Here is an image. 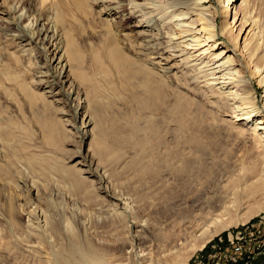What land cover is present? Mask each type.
<instances>
[{
    "label": "rangeland",
    "instance_id": "obj_1",
    "mask_svg": "<svg viewBox=\"0 0 264 264\" xmlns=\"http://www.w3.org/2000/svg\"><path fill=\"white\" fill-rule=\"evenodd\" d=\"M83 1L84 8L78 11L71 0H0L4 3L0 13V264H57L59 240L50 236L47 228L55 219L67 221L82 242L104 255L107 263L97 264H177L182 257L186 258L182 264H264L263 196L243 199L220 223L204 221L220 211L216 209L231 196L230 186H223L225 181H219L216 170H229L233 160H259L251 140L216 127L200 131L190 124L181 130L170 114L171 99L183 91L193 100L192 114L202 108V113L215 117L230 119L232 115L233 100L209 97L211 89L204 84V77L185 65L183 55L176 56L180 54V28L166 15L184 4L146 0L148 9L139 12L146 20L135 26L140 15L119 22L120 14H102L100 2ZM250 9L264 35V0H251ZM41 25L57 31L58 36L51 40L62 47L66 32L73 36L80 54L76 66L80 65L78 69L86 77L77 80L76 87L88 110L76 112L80 99L65 96V91L55 95L56 90L48 92L50 88L42 84L57 80V72L50 60L48 38L36 36ZM111 40L137 65L151 67L158 74L166 60L179 64L171 71L176 72L173 77L162 76L171 102L169 106L167 100L169 108L163 106L156 113L164 134L160 132L162 142L152 146V160L174 164L177 160H203V166H213V176L196 169L178 176L167 170L144 176L138 173L133 160L138 154L135 142L144 135L145 115L137 121L140 129L128 122L126 116L134 102L125 93L120 70L109 60ZM154 60L156 63H151ZM253 81L260 95L264 87ZM93 105L101 116L93 112ZM98 120L107 130L104 141L120 148L118 156L102 158L96 152ZM242 123L238 120L236 125ZM194 134L200 136L197 143L189 140ZM155 167L158 171L157 163ZM163 184L172 191L159 192ZM200 226H206L209 233L201 248ZM60 241L65 244L68 238ZM234 247L241 248V253L232 256ZM167 250L173 254L160 260Z\"/></svg>",
    "mask_w": 264,
    "mask_h": 264
},
{
    "label": "bare ground",
    "instance_id": "obj_2",
    "mask_svg": "<svg viewBox=\"0 0 264 264\" xmlns=\"http://www.w3.org/2000/svg\"><path fill=\"white\" fill-rule=\"evenodd\" d=\"M71 1V4L75 5L78 11L84 8L83 0ZM130 1L132 0H128V3H122L124 0H93V3L100 2L103 6V9H101L102 14L106 16L120 14L121 19L118 17L119 15L117 16L120 19L119 22L122 20L126 21L127 19L134 18L136 15H140V19L135 26H141V22H144L146 17L143 21V14H139V12L141 13V10L144 8L148 9L147 4L150 2L146 0H136L137 2L134 3L133 0L132 2L134 4H131ZM104 2L107 4H103ZM115 2H121V5H118L119 3L116 4ZM173 2V5L184 4L178 5L176 9H172L170 13L166 15L169 22L172 20V25H176L178 29L180 28L178 33L180 39L177 42L180 47L178 50L180 54H177L176 56L183 55L184 57L181 59L184 60L185 65H190V67L192 66L195 71L197 70V73H200L201 76L204 77V84L211 89L210 94L208 93L209 97H212L213 95L221 96L222 99L224 97L227 101L233 100V102L231 103L232 107H230V112L232 114L230 119L224 118L223 116L215 117V115L209 112L202 113V108V110L200 108L198 109V114H192L190 112V107L193 105L192 98L187 96L188 93L187 95L183 91H179L177 93L174 89V92L177 94H175L173 99L170 98L172 100L170 114L175 117L177 125L181 130L185 129L187 125L190 124L195 126V128L200 129V131L203 128H210L211 130L213 127H216L217 130H234L237 132L238 136L251 140L253 148L256 149V155L259 158V160H233L232 167L229 170H216L218 174L215 175L220 178L219 181H225L223 186H230L228 190H230L231 193V196L228 197L227 201L216 209H220V211L204 220L205 223L209 222V225L217 224L222 221L225 213L232 210L233 207L238 205L243 199L247 200L255 196L264 197V89L263 92L258 95L257 87L254 85L253 81V78L256 79L257 84L264 87V35L262 34V30H260L259 24L251 12V0H173ZM2 4L4 3L0 2V13H2L1 9H3ZM148 6L150 7V5ZM147 12H149V10H147ZM21 15L19 14V17ZM160 15L161 14H159V16ZM170 26L171 25H169V27ZM126 27H129V25ZM44 28V25H41L36 36L41 39L48 38V45L50 46V52L52 54L50 60L52 63H55L53 67L57 72V80L50 82L48 85L46 84L47 80H45L42 84L50 88V90H47L48 92L52 93L53 90H56L53 92L55 95L65 91V96L70 95V97H72L74 95V98H77L78 100L80 99L74 109L76 112H79L83 108L88 110L84 104V99L79 97L80 91L76 87V83H78L77 80L86 77H83L82 70H79L81 68L80 65L78 66L80 67L79 69L76 66V63L78 65V61H80V54L75 49L73 36L70 32H66V42H64L66 44H64L65 47H62L60 42L58 44L57 42H53V40H51V38L57 35V31L55 32L49 28ZM48 32H51V34ZM144 34L145 33L142 35ZM173 35L175 36V32ZM156 45L157 44H155V47ZM149 47H151V45H149ZM155 47L153 49H155ZM143 48H145V46H143ZM139 52H141V50ZM107 54L112 65L120 70L124 80L125 90L127 91L125 93H128V99L131 98V103L134 102V107L128 111L126 116L128 122L130 125L136 126L138 125L137 121L139 118L145 115L143 118H145L144 122L146 123L143 124V128L140 127L141 130L144 131V135L141 139L135 142L138 154L133 160L138 173L144 176L147 174H157L159 171L162 173L163 170H167L169 174L174 173V175L178 176L184 172L186 173L196 169L201 173L204 172L205 174L209 173L212 175V172H214L213 166H203L205 165L203 160H194V162H191L190 160H177L179 161L177 164L167 160H164V162H161V160H152V146L155 143H159L160 141L162 142L161 139H163V137L161 138V133L164 134V132H161L162 130L160 129L161 126L158 119L156 120V113L161 108L163 110V106H168L167 100H169L167 99L169 95L165 89V80L162 76L171 78V76L176 73H171V71H174L176 66L179 64L174 61L169 64L170 61L166 60V65L161 67L162 73L160 72L158 74L155 70H151V67L147 68L148 66L145 67L137 65L135 60L129 57L128 54L126 55V53H124V51H122L113 40H111L108 44ZM148 61H150V59ZM139 62L137 63L139 64ZM153 62H155V60L151 63ZM163 64L164 63H162V65ZM166 72H169V74L166 75ZM191 72L193 73V71ZM54 78L55 77L53 76V79ZM65 84H67V88H64ZM166 85L168 86L167 83ZM169 92L174 93L171 91ZM84 98H86V95ZM170 102L171 101L169 100V106ZM212 102L213 101H211V105ZM235 102L238 103L233 106ZM220 103L222 104V102ZM217 107V109H219L220 105ZM92 108L95 114L98 113V115L101 116V113L97 111V105H93ZM164 116L162 119L163 121L165 118ZM90 118L91 113L89 119ZM238 120H243L245 122V124L242 123L243 126L245 125V128L243 126L236 125ZM95 127L97 128L100 136L94 142L96 152H98L102 158H112L118 156L120 154V148L116 146L115 143H106L104 141V136L107 130L103 129L104 125L102 121L98 120ZM136 127L138 128L139 126ZM124 140L127 141L126 139ZM189 140L193 143H197L200 141V136L199 134H194L189 137ZM156 163L159 167L158 171L155 167ZM167 184H163V189L159 192L165 191L166 189L171 192L172 188H168ZM19 214L22 215L20 212ZM47 225L49 234H51L50 236H53V238L57 241L59 240L56 252L57 256L55 255L57 264H97L104 262V255L102 256V254H100L101 252H99L96 247L91 246V244L82 242L75 231L71 229V226L67 221L63 219H55L50 220ZM206 225L208 226V224ZM197 230H200L198 236H200L201 241L198 247L201 248L208 241L209 233L206 226L204 228L200 226ZM64 236L68 238V242L65 244L63 243L65 242L64 239L63 242L60 241V239ZM41 237H43V235ZM48 237L49 236H47V238ZM48 244H51V242L49 243L48 241ZM172 254L173 251L167 250L164 254H162V258L160 257V260H168L167 258H169ZM185 260L186 258L182 257L177 264H182ZM105 262L107 263V261Z\"/></svg>",
    "mask_w": 264,
    "mask_h": 264
},
{
    "label": "built area",
    "instance_id": "obj_3",
    "mask_svg": "<svg viewBox=\"0 0 264 264\" xmlns=\"http://www.w3.org/2000/svg\"><path fill=\"white\" fill-rule=\"evenodd\" d=\"M250 245V244H249ZM232 253H231V255L232 256H234V255H236V254H239V253H241V248H239V247H234V249L231 251Z\"/></svg>",
    "mask_w": 264,
    "mask_h": 264
}]
</instances>
